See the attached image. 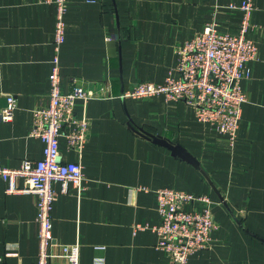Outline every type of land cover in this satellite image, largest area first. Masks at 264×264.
I'll return each instance as SVG.
<instances>
[{
    "label": "crops",
    "instance_id": "1",
    "mask_svg": "<svg viewBox=\"0 0 264 264\" xmlns=\"http://www.w3.org/2000/svg\"><path fill=\"white\" fill-rule=\"evenodd\" d=\"M241 1L66 0L61 89L80 81L96 97L75 103V115L90 121L80 154L68 149L70 129L62 127L59 151L82 165L84 189L62 194L55 186L51 253L78 243L79 264H168L152 230L160 223L154 191L168 188L215 202L211 244L186 264H264V0H254L248 37L258 57L240 82L247 101L234 148L183 102L121 97L138 83L176 77L177 48L207 23L236 33L241 14L229 6ZM54 24L52 5L0 0V111L9 95L17 106L11 122L0 121L8 168L43 155L41 140L30 136L31 112L48 104ZM137 129L179 146L197 166ZM36 202L34 194H6L0 180V264H36Z\"/></svg>",
    "mask_w": 264,
    "mask_h": 264
},
{
    "label": "built area",
    "instance_id": "2",
    "mask_svg": "<svg viewBox=\"0 0 264 264\" xmlns=\"http://www.w3.org/2000/svg\"><path fill=\"white\" fill-rule=\"evenodd\" d=\"M54 7L53 57L48 77V104L31 112L30 136L43 143L40 160H24L16 168L4 166L0 159V180L6 194H34L37 198L35 219L38 224V254L36 264H49L50 259L62 257L66 264H79V245H58L59 253L50 252L52 240V211L54 199L65 194L69 187L78 192L84 189V175L79 162H65L59 151L62 127H69L63 135L69 150L80 154L88 142L90 121L74 113L78 100L96 97L83 82L75 81L72 90L61 89L60 50L65 39L66 0H35ZM231 9L240 11V24L236 33L223 32L215 22L207 23L179 46L173 77L171 73L161 84L141 82L122 94L132 100L163 96L166 102H183L193 108L198 122L214 128L227 137L229 147L234 148L241 120L242 106L247 101L240 82L250 76L249 63L258 57L256 44L248 37L252 31L251 15L254 0H242ZM110 40V38H107ZM16 100L6 97V106L0 111V121L11 122L16 111ZM21 180L22 184L17 185ZM145 190V189H143ZM155 192L160 223L152 230L157 235V248L163 251L168 264H186L189 257L207 249L212 233L217 229L212 207L214 201L208 195L196 196L175 189H157ZM190 207L189 209H186ZM138 229L144 227L138 225Z\"/></svg>",
    "mask_w": 264,
    "mask_h": 264
},
{
    "label": "water",
    "instance_id": "3",
    "mask_svg": "<svg viewBox=\"0 0 264 264\" xmlns=\"http://www.w3.org/2000/svg\"><path fill=\"white\" fill-rule=\"evenodd\" d=\"M113 44V41H111V44ZM137 132L139 134H141L142 136L152 139L154 143H157L159 145L165 146L166 148L170 149L174 154H177L179 156L184 157L185 159H187L192 165L197 166L196 161H194L191 157H189L188 155H184L182 149L179 146H176L172 143H169L166 140L161 139L160 137H154L153 135L146 133L145 131H142V129H137Z\"/></svg>",
    "mask_w": 264,
    "mask_h": 264
}]
</instances>
